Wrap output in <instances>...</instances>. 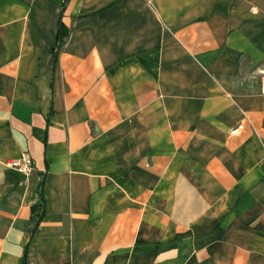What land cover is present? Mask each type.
I'll return each mask as SVG.
<instances>
[{"label":"crops","instance_id":"0c3cea01","mask_svg":"<svg viewBox=\"0 0 264 264\" xmlns=\"http://www.w3.org/2000/svg\"><path fill=\"white\" fill-rule=\"evenodd\" d=\"M64 5L0 0V264H264V0Z\"/></svg>","mask_w":264,"mask_h":264},{"label":"trees","instance_id":"16d2710c","mask_svg":"<svg viewBox=\"0 0 264 264\" xmlns=\"http://www.w3.org/2000/svg\"><path fill=\"white\" fill-rule=\"evenodd\" d=\"M68 2H69V0H65L64 7H66ZM68 35H69L68 32L66 31V29H64L62 23L60 22L57 45H56V49L54 50L55 59H57L58 53L61 51L63 46L66 44V40L68 39ZM40 198H41V203H40L39 207L33 208V215H32L31 221H30V224L32 227L30 232H31L32 236L35 234L36 230L38 229L40 223L42 222V220L45 216V200L43 197V183L41 184V187H40ZM24 264H26V261H24Z\"/></svg>","mask_w":264,"mask_h":264},{"label":"built area","instance_id":"2783aa9c","mask_svg":"<svg viewBox=\"0 0 264 264\" xmlns=\"http://www.w3.org/2000/svg\"><path fill=\"white\" fill-rule=\"evenodd\" d=\"M7 167L28 178L34 172V161L29 155H24L21 159L10 161Z\"/></svg>","mask_w":264,"mask_h":264}]
</instances>
